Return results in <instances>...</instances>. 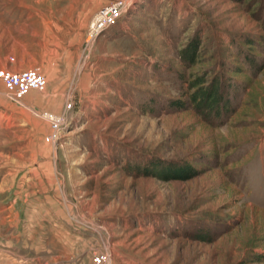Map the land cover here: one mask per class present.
<instances>
[{
  "label": "rangeland",
  "instance_id": "obj_1",
  "mask_svg": "<svg viewBox=\"0 0 264 264\" xmlns=\"http://www.w3.org/2000/svg\"><path fill=\"white\" fill-rule=\"evenodd\" d=\"M110 1L0 0V68H103L54 142L47 86L16 103L0 81V264H264V0H133L87 43ZM198 75L226 110L170 108ZM168 163L199 174L135 171Z\"/></svg>",
  "mask_w": 264,
  "mask_h": 264
},
{
  "label": "built area",
  "instance_id": "obj_2",
  "mask_svg": "<svg viewBox=\"0 0 264 264\" xmlns=\"http://www.w3.org/2000/svg\"><path fill=\"white\" fill-rule=\"evenodd\" d=\"M132 1L133 0H113L95 12L88 25L86 42H92L101 32L117 26L119 21L123 18V14L129 10L128 8ZM0 81L9 98L16 103H21L22 99L31 92L43 91L47 86L46 75L41 72L38 67L22 71L0 68ZM69 99L71 98H68V100ZM71 104V102H68L66 109H69ZM41 117L49 124V132L45 135L44 140L54 142V140L59 137L61 125L64 122V114L58 115L49 111H44ZM106 260L107 256L102 253H97L93 257L94 264H105Z\"/></svg>",
  "mask_w": 264,
  "mask_h": 264
},
{
  "label": "trees",
  "instance_id": "obj_3",
  "mask_svg": "<svg viewBox=\"0 0 264 264\" xmlns=\"http://www.w3.org/2000/svg\"><path fill=\"white\" fill-rule=\"evenodd\" d=\"M184 51V54L190 60L194 56V46H189ZM187 51L188 54L186 55ZM221 82L218 79H214L209 85L206 84L205 78L202 76H193L190 80H188L187 88H188V99L183 100L181 98L170 100L169 106L170 108H174L176 110H183L186 108L187 103L191 104L195 110L199 112H209L218 114L220 110H226L229 106V102L221 99ZM187 101V102H186ZM219 104L221 106H219ZM208 114V113H207ZM152 164L151 167L157 165L156 162H150ZM191 166L188 163H182L181 166L175 165L174 163L166 165L164 168L160 170L149 169V168H135V171H138L139 175L144 176H158L165 178L167 180L171 179H188L190 177H194L198 175L199 170L191 169ZM155 168V167H154ZM197 239L207 240L204 236H197ZM252 262L264 263V255H257L255 260Z\"/></svg>",
  "mask_w": 264,
  "mask_h": 264
},
{
  "label": "crops",
  "instance_id": "obj_4",
  "mask_svg": "<svg viewBox=\"0 0 264 264\" xmlns=\"http://www.w3.org/2000/svg\"><path fill=\"white\" fill-rule=\"evenodd\" d=\"M90 19L88 21V24L90 22ZM86 32H87V29H86ZM102 36H104V34ZM28 69H31V68H28ZM90 69H87V68L84 69L83 72L79 75H77L76 73H73V76H72V73H70L71 67H69L68 69H64L65 72H62L60 70L59 74H56V73L51 74L50 72H47V74L44 73L47 77V88L43 94V97H44L43 102L41 104L40 103L36 104V107L45 105L47 106V109L51 110L53 113L59 114L62 109V104L65 101H67L68 98L73 96V93L76 92L79 87H84L85 85H90L91 83L93 84L94 81H97V79H100L102 77L103 68H99V70L97 71H95V69L93 70H90ZM69 85H70V88H68ZM53 104H58V106L53 105ZM48 132H49V129H48Z\"/></svg>",
  "mask_w": 264,
  "mask_h": 264
}]
</instances>
